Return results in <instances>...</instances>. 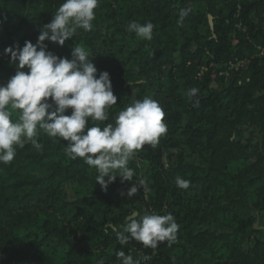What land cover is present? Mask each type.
I'll list each match as a JSON object with an SVG mask.
<instances>
[{
  "label": "trees",
  "instance_id": "obj_1",
  "mask_svg": "<svg viewBox=\"0 0 264 264\" xmlns=\"http://www.w3.org/2000/svg\"><path fill=\"white\" fill-rule=\"evenodd\" d=\"M63 2L0 0V84L17 71L4 50L36 44ZM182 8L191 12L180 26ZM95 15L92 31L78 30L64 46L45 44L69 59L75 45L84 47L97 78L110 73L117 104L107 121L91 124H114L134 99L159 102L168 130L128 164L148 197L143 188L126 195L138 177H117L104 190L94 168L66 153L65 141L38 129L43 151L25 142L12 162L0 163V264H119L121 250L141 264L144 256L152 264H264V0H99ZM133 21H151L153 39L128 32ZM238 64L244 67L227 76ZM190 87L199 89L198 105L185 94ZM250 128L259 130L260 145L245 141ZM177 176L191 181L187 190ZM140 198L147 212L175 217L171 245L119 243L116 230L129 214H144Z\"/></svg>",
  "mask_w": 264,
  "mask_h": 264
},
{
  "label": "clouds",
  "instance_id": "obj_2",
  "mask_svg": "<svg viewBox=\"0 0 264 264\" xmlns=\"http://www.w3.org/2000/svg\"><path fill=\"white\" fill-rule=\"evenodd\" d=\"M99 0H64L51 22L39 28L37 43L25 41L4 50L10 66L17 71L6 84H0V163L9 164L16 155V147L30 142L32 147L43 151L38 141L39 130L49 137L61 138L67 143L66 153L73 159L81 158L97 172L96 184L104 190L121 178V183L131 182L126 195L131 198L139 188L146 191V184L132 168L129 161L135 154L150 145L155 148L162 135L167 132L165 113L158 101L149 96L134 99L114 117V124L104 127L92 121H107L108 109L117 104L110 73H99L89 59L90 53L81 46L72 49L71 59L61 58L49 51L45 41L64 46L77 31L93 30L95 10ZM191 9L182 8L177 24L182 26ZM154 24L151 21L130 22L127 31L146 41L153 39ZM27 68L25 72L23 69ZM199 89L190 87L185 94L194 105L199 104ZM18 117L13 120V112ZM91 125V126H90ZM175 184L182 190L190 187L191 181L180 176ZM179 225L169 213L160 215L145 211H132L126 218L123 230L117 231L121 245L130 240L141 243L145 248H157L160 242L168 245L177 239ZM119 264H141L124 251L116 252ZM97 264H105L104 259Z\"/></svg>",
  "mask_w": 264,
  "mask_h": 264
},
{
  "label": "rangeland",
  "instance_id": "obj_3",
  "mask_svg": "<svg viewBox=\"0 0 264 264\" xmlns=\"http://www.w3.org/2000/svg\"><path fill=\"white\" fill-rule=\"evenodd\" d=\"M244 67V64H239V65H236L234 67H231L228 71H226V75L229 76V73L232 69H239V68H242ZM245 141L247 140H251L253 142V144H258L260 145L261 144V134L259 132L258 129L256 128H250L246 131V134H245ZM261 152L264 154V150L261 149ZM190 160H194V158H191ZM120 190L123 192L124 191V188H120ZM68 192L70 194V196H72V192H73V189L71 187L68 188ZM142 193L145 194V197L147 198L148 197V189H146V191L144 192V190H142ZM212 230H216L218 232H224V228L222 227H218V226H212L211 227ZM245 247L249 246V243H245L244 244Z\"/></svg>",
  "mask_w": 264,
  "mask_h": 264
},
{
  "label": "water",
  "instance_id": "obj_4",
  "mask_svg": "<svg viewBox=\"0 0 264 264\" xmlns=\"http://www.w3.org/2000/svg\"><path fill=\"white\" fill-rule=\"evenodd\" d=\"M210 22H211V25H212V27H213V21H212V19L210 20ZM148 147H150V145H147ZM140 200H141V198H140ZM141 204L144 206V212L147 210V207L145 206V203L141 200ZM259 222H257V224H256V227L258 228L259 226ZM261 229H264V228H261Z\"/></svg>",
  "mask_w": 264,
  "mask_h": 264
},
{
  "label": "built area",
  "instance_id": "obj_5",
  "mask_svg": "<svg viewBox=\"0 0 264 264\" xmlns=\"http://www.w3.org/2000/svg\"><path fill=\"white\" fill-rule=\"evenodd\" d=\"M234 66H236V65H232V67H234ZM143 264H152L151 261H150V257L144 256V258H143Z\"/></svg>",
  "mask_w": 264,
  "mask_h": 264
}]
</instances>
